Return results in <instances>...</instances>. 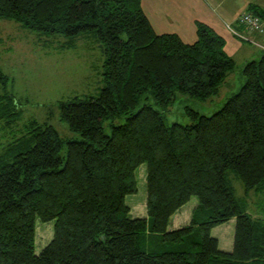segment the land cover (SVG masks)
<instances>
[{"label": "trees", "instance_id": "trees-1", "mask_svg": "<svg viewBox=\"0 0 264 264\" xmlns=\"http://www.w3.org/2000/svg\"><path fill=\"white\" fill-rule=\"evenodd\" d=\"M248 11L264 20L263 7ZM0 18L63 36L66 48L92 33L103 54L97 93L58 103L80 139L31 119L0 148V264H264V215L248 204L250 193L264 195V47L220 108L205 115L186 107L189 123L166 124L149 98L162 107L177 92L210 98L235 68L209 25L196 23L192 43L157 33L141 0H0ZM9 80L0 68V118L17 114ZM142 164L146 217H133L126 196L137 192ZM193 197L190 222L169 230ZM231 219L232 249L224 251L211 229ZM37 222H52L38 250Z\"/></svg>", "mask_w": 264, "mask_h": 264}, {"label": "rangeland", "instance_id": "rangeland-1", "mask_svg": "<svg viewBox=\"0 0 264 264\" xmlns=\"http://www.w3.org/2000/svg\"><path fill=\"white\" fill-rule=\"evenodd\" d=\"M225 1L230 2L231 13L229 14L231 16L235 14L239 17L254 4L264 8V0H250L251 3L247 5V8L246 4H243L245 0H237L236 4H233V0ZM65 40V37L58 35L39 36L36 32L23 28L13 20L0 18V68L10 78L7 89L14 94V103L17 108L16 115H5L0 118V148L6 144L9 137H14L15 132L22 131L24 125L31 119L50 123L64 140L81 138L79 133L71 131L67 123L60 119L58 103L75 96L84 97L97 93L99 87L102 86L103 54L101 43L94 38L92 33L80 34L74 40V45L69 48L61 46ZM258 40L264 41V35ZM254 42L243 41L244 53L240 52L233 57L235 68L221 84L217 95L207 99H197L186 93L177 92L174 99L164 107L155 103L152 98L146 102L161 111L166 124L189 123V117L185 113L186 107L196 109L201 114L210 115L245 82L242 73L244 64L252 59L260 58L262 48L256 45L258 43L255 40ZM2 93L4 90L0 85V94ZM143 102L141 101V104ZM7 121H10L9 125L5 124ZM119 121L120 119L116 122ZM105 132L109 133L107 127H105ZM65 150L66 144L64 143L61 155L65 153ZM144 174L145 164H142L135 171L137 192L126 196L127 203L131 200L135 201V204H140V209H143V202L146 198ZM227 176L234 187L235 194L243 197L241 182L234 178L232 173H228ZM253 194L250 193V196L254 197ZM256 198L251 204L248 199L249 207H260L262 211L264 195L257 194ZM263 213L264 211L260 214ZM227 223L213 227L211 234L218 233V230ZM51 236L52 222H37L35 232L37 250L41 249Z\"/></svg>", "mask_w": 264, "mask_h": 264}, {"label": "crops", "instance_id": "crops-1", "mask_svg": "<svg viewBox=\"0 0 264 264\" xmlns=\"http://www.w3.org/2000/svg\"><path fill=\"white\" fill-rule=\"evenodd\" d=\"M236 3L237 0H233V4ZM249 3H251L250 0L243 1V4H246V8ZM141 5L155 32L175 33L186 43H192L196 40V23L203 22L223 37L225 40V51L231 57L240 52L244 53V40L237 37L235 31L247 35L248 38L264 46V41L258 40V38L263 37L264 32L261 34L257 32L251 33L244 26L236 24L238 16L229 14L231 13V5L230 2L226 3L225 0H141ZM258 44L256 45L261 48ZM253 195L254 197L249 196L250 204L257 199V194ZM134 202L131 200L128 203L131 216L146 217L145 199L143 209H140V204H135ZM196 204V198H191L177 210L170 217L168 229H177L188 224ZM249 210L256 216L264 215V213L260 214L264 211V209L260 211V207H249ZM233 233L234 219H231L224 227L218 230V233H212V235L217 238L220 249L231 251Z\"/></svg>", "mask_w": 264, "mask_h": 264}, {"label": "built area", "instance_id": "built-area-1", "mask_svg": "<svg viewBox=\"0 0 264 264\" xmlns=\"http://www.w3.org/2000/svg\"><path fill=\"white\" fill-rule=\"evenodd\" d=\"M237 20L238 24L244 26L249 32L252 31L262 33L264 31L261 19L249 11L243 12L242 15L237 18ZM238 35L244 37V35Z\"/></svg>", "mask_w": 264, "mask_h": 264}]
</instances>
